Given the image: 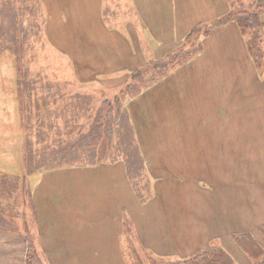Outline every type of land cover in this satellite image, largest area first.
<instances>
[{
	"label": "crops",
	"instance_id": "0c3cea01",
	"mask_svg": "<svg viewBox=\"0 0 264 264\" xmlns=\"http://www.w3.org/2000/svg\"><path fill=\"white\" fill-rule=\"evenodd\" d=\"M41 1L44 4L45 0ZM73 1V3L65 1L60 4L57 16L44 28V37L42 36L43 41H46V48L50 50L44 52L52 54L55 57V63L60 64L61 68H63V61L66 62L71 71L70 77L60 76L50 79L54 84L76 87L75 92L59 95V98L65 95L67 99L77 98L78 94L86 95L84 92L96 85H110L113 81L123 83L129 75L143 68L144 53L156 59L160 46L164 42H172L175 38L182 39L199 24L219 20L231 9L228 0H118L116 2L115 0H87L86 7L82 1L78 3L76 0ZM245 1L253 3L255 0ZM106 2L110 10L108 14L103 12V5ZM94 12L98 15L95 16ZM44 15L48 18L46 14ZM62 15L67 19L71 32L68 39L62 38V43L66 40L70 42L69 47L63 50L60 48L62 43L59 46L55 41L57 28L55 31L54 26H51L53 22L63 20ZM115 18L117 23L113 21ZM103 19L107 20L105 27L102 25ZM93 21L105 30L104 32L114 35V42L110 35L103 37L101 32L91 31L90 26L94 23ZM110 22L114 23V26ZM229 28H231L230 36L222 45V49L230 48L231 52L227 54L220 52L218 55L212 40L208 38L211 35L208 36L205 38L208 41L205 40L207 46L206 50L204 49V55L196 59L191 66L184 67L182 73H174L173 77L168 79L169 85L159 84L157 88L150 91L151 94H143L136 101L142 108L145 105L146 96H150L147 103L154 102L162 107L168 104L178 114L188 112L183 110L184 107L188 108L187 105L195 107L200 104L205 108L203 118L208 115L214 120L219 118L220 140L216 141L215 145L219 148L224 142L221 137L224 116L260 118L259 125L246 130L240 127L239 131L264 133V108L259 110L260 106H257L264 96L254 103L256 109L253 111L249 92L245 99V92L234 90V103L236 95L240 97L237 99L240 101L239 108L236 110L234 107V114L224 112L223 102L226 98L222 92V67L227 55L234 59V87L242 85L244 80L246 82L251 80L253 75H257L264 86V64L262 70L256 69L237 23L231 22L227 31ZM154 39L155 43L149 42ZM144 41L149 44L145 47L146 51L143 50ZM207 53H210L209 57ZM71 66L76 69L77 76L73 74ZM194 66L196 67L192 75L190 67ZM197 68H200L198 73ZM15 75L16 84L12 86L17 98L16 102V98L13 97L16 105L14 123L17 130L24 133L17 96L16 66ZM172 100H174L173 103L167 102ZM129 111L136 128L137 121L132 107ZM75 117H77L74 120L77 127L79 120L78 116ZM155 117L161 118V116ZM198 126L193 125L194 128ZM210 132L213 133L212 128ZM137 137L143 147L142 151L146 153L141 135L137 133ZM107 160L96 166L71 167L28 176L29 200L24 201L22 211L28 219L32 217V212L33 215L35 213L36 223L32 228V235L43 261L46 264H64L63 262L78 260L126 264L122 245L126 244L128 219L131 223L129 227L131 229L133 227L140 246L151 250L157 256L178 255L176 259H181L195 252L196 243L189 241L190 229L184 228L190 219L185 208L193 197L190 196L186 202L178 193L177 199H172V204L169 203L167 198L169 194L163 195V193L169 190L174 197L177 191L166 183L167 178L158 176L156 177L158 179L154 180V198H151L144 206L128 185L130 180L122 159L114 160V162ZM145 161L149 162L147 158ZM156 174L157 170L153 168V175ZM17 175L22 176V172ZM200 181L203 182V180ZM161 183L163 187H160ZM200 187L209 189L206 186ZM257 187L264 189V182L255 183L248 194ZM263 189L258 191L256 198L251 199L252 202L249 200L247 202L248 207L245 212L252 219H257L249 226L242 224L245 222L240 216L234 219V223L228 215L222 217L221 203L219 201L217 204L215 192L209 191L211 202H208L207 206L211 207L209 216L212 219L211 225L215 226L211 229L212 232L219 234L222 238V227H226L232 234L240 232L256 234L258 226L264 225V218H257L259 212L264 210ZM180 191L185 192L183 189ZM164 199L165 203L161 202L160 207H156L158 201ZM259 199L263 201L259 202ZM153 205H155L154 208ZM258 205L262 210L257 207ZM255 207L258 208L257 211L253 209ZM195 208L199 216L200 208L198 206ZM81 224H86L87 229L83 231ZM233 229L234 232H232ZM86 234L87 238L93 239V247L89 245L91 240H88L89 244L84 245L86 247L82 246L81 237ZM227 249L228 252L232 251L231 245ZM26 250L27 241L24 233L0 230V264H24ZM234 252H236L235 249Z\"/></svg>",
	"mask_w": 264,
	"mask_h": 264
},
{
	"label": "rangeland",
	"instance_id": "374dc122",
	"mask_svg": "<svg viewBox=\"0 0 264 264\" xmlns=\"http://www.w3.org/2000/svg\"><path fill=\"white\" fill-rule=\"evenodd\" d=\"M65 1L68 3L74 2L73 0H45L44 6L41 0H16L22 25L28 39V54L25 63L29 70L28 78L31 77L32 80L40 78L46 79L48 81L47 84L50 86V88L46 87V89H48V96L57 94L56 103L53 104V102L50 101L47 104L49 107L56 105L52 110H48L53 116L52 123L50 124L53 129L51 131L53 135H49L50 141L58 144L59 142H65L68 139L76 138L77 134L74 122L76 114L79 115L81 111L87 109L88 111L86 113L81 112L79 116L81 120L86 122L85 117H89L93 109L100 107L105 99L114 100L115 96H120L122 90L127 89V85H132V87L136 88L135 91H139L132 97H130V94H126L123 105L125 109L130 110V107H132L134 111L137 121V127L135 128L136 134L138 133L141 135L142 143L146 147V153H144V150L142 151L143 147L140 144V139L138 140L136 136L137 142L144 158L149 160L145 165L146 175L139 182L142 190L145 185L147 186V191L141 193V195L144 193L147 198L146 200L143 198V205L145 206L151 198H154V180L158 179L156 177L162 176L163 178H167L166 183L177 191L174 197L171 196L169 190L163 193V195L169 194L167 197L169 203L172 204V199H177L178 193L180 194V198L186 202H188L190 196L193 197L190 200V204L185 208L190 215V219L188 220L189 222H186L184 228L190 229L189 241H194L196 243V251L215 246L227 249L230 248L231 245L232 251L229 250V252L239 264H258L260 260H256L257 263H255V261L251 260L245 253L240 251L233 241L231 236L233 234L230 233L226 227H222V238L219 234L212 232L211 229L215 226L211 225L212 219L209 216L211 214V207H208L207 204L211 202L209 191L213 190L216 194L217 204L219 201L221 203L223 209L222 217L228 215V218L230 217L229 219L234 223V219L236 220L240 216L245 222L242 224L248 226L253 223V221L257 220L252 219L245 211L248 207V200L252 202L251 199L256 198L258 191L263 189L262 187H257L252 193L248 194L255 183L264 182V133L241 132L239 130L240 127L242 130L254 128L259 125L260 118L253 116L243 118L224 116L222 118L223 132L221 133L224 142H222V147L219 148L215 147L217 144L216 141L218 142L220 140V134L218 132V125L220 124L219 118H215L214 120V118L209 115L203 118L202 114L205 108L200 104L195 107L187 105L188 108L184 107L183 110L188 112L178 114L175 113L168 104L162 107L154 102L147 103L150 96H146L144 107L140 108V105L136 103L137 99L143 94H151L150 91L157 88L159 84L164 83V85H169L170 80L168 79L172 78L174 73H182L184 67L191 66L196 59L204 55V49L206 50L207 46L205 38L208 36L211 35L208 38L212 40L213 47L218 51V55L220 52H223V54L231 52L230 48L222 49V45H224L230 36L231 28L227 31L228 26L231 22H234V16H231L234 14L232 5H230L231 9L228 12L232 13L227 17H231V20L224 22L223 19L225 18H223L221 20L217 19L216 21L213 20L202 23L197 26L195 31H193L194 29L190 31L192 33H190L191 35L188 34L182 39L175 38L172 42H164L160 46L159 54L156 59L144 53V72L141 75L142 70L140 72L137 71L138 73L136 74L138 75L136 80H133V73L121 84L117 81H113L110 85H96L84 92L86 95H89L92 101L89 108L86 105L82 108H77V98L74 97L73 103L70 98L67 99L65 95L59 98V95L65 93L61 88L65 85L61 86L59 83L54 84L53 81H50V79L60 76L70 77L71 71L68 69V64L63 61V68H61L60 64L55 63V57L52 54L44 52L50 51L46 48V41H43L44 28L50 25V22L55 19L58 14V7ZM80 1H82V4L86 7L85 4L87 0H76L77 3ZM116 1L118 0H115V2ZM250 2L244 0V9H247L253 4H257L258 1L255 0L253 3ZM240 8H242V6H240ZM240 8L236 7L235 11ZM108 10L109 7L106 2L103 5V12L108 14ZM258 11L260 18L264 19V9ZM44 14H46L48 18H46ZM94 14L95 16L98 15L97 12H94ZM102 18L100 17V20ZM66 21L67 19L63 16V20L60 19L51 24V26H54L55 31L57 28L55 41L59 46L62 43V38L68 39L71 36L70 25ZM113 21L117 23L116 18ZM106 24L107 20L103 19L102 25L105 27ZM110 24L114 26V23L110 22ZM90 29L93 32H101L103 37L110 35L114 42V35L104 32L105 30L97 23L94 22L90 26ZM262 37H264V32ZM134 39L137 40V38ZM149 42L155 43L156 40L154 39V41L151 40ZM69 45L70 42L66 40L62 43L60 48L62 50L66 49ZM143 45V50L146 51L145 47L149 45L148 42L144 41ZM209 54L210 53H207V57L210 56ZM175 55L186 56L185 60L187 61L178 60L177 62L184 61L185 63L182 62L172 65L173 59L177 57ZM263 64L259 69L257 67L256 69L259 71L262 70ZM14 65L16 66L13 55L8 52L0 54V170L13 175L22 172V175H24L25 133L18 131L14 123L16 114V105L13 100V97L16 98V96L15 90L12 89L16 81ZM165 65L166 68L162 71L163 75L157 76L153 73V67ZM195 67L196 66L190 67L192 75H194ZM71 70L73 74L77 76L76 69L71 66ZM244 70L245 69H243V71ZM196 71L198 73L200 68H197ZM222 73V92L223 96L226 98L223 102L224 112L234 114V107H236V110L239 108L240 101L237 99L240 97L236 95L234 103V90L235 92H245V99L248 96L247 92H249L252 108H254V103L264 96V86L257 75H253L251 80L247 82L244 80L242 85L234 87V59L228 57V55L227 59L223 60ZM49 82L51 84H49ZM75 91L76 87H67V92ZM167 99L170 98L167 97ZM167 102L173 103L174 100ZM129 104H131V106ZM257 106H260L259 110H263L264 99H262ZM255 109L256 107L253 111H255ZM33 110L32 116L34 115ZM244 111L246 112L247 110ZM155 116H161V118H156ZM194 124L199 126L194 128ZM207 127L208 130L206 131ZM210 128H212L213 133L210 132ZM153 168L157 170L156 175H153ZM200 180H203V182ZM199 184L209 189H202ZM128 185L131 186L136 193L132 181H128ZM160 187H163V183L160 184ZM181 189L185 190V192L180 191ZM262 201L263 199H259V202ZM161 202L165 203V199L163 201L159 200L156 207L159 208ZM196 206L200 208L199 216L197 215ZM154 207L155 205H153V208ZM257 207L262 210L259 205ZM257 207L253 209L257 211ZM21 209L22 206L19 207L20 211ZM257 218H264V210L259 212ZM35 223L36 221H34V224ZM128 225H131L129 219ZM81 227L83 231L87 229L86 224H81ZM261 227L262 225H259L256 234L251 232V235L262 247H264V236L260 233ZM250 230L253 231V229ZM127 231L126 244L122 245L125 261L127 263H132L129 258V250L131 249L130 247H132L133 249H138L140 260L142 259L145 264L152 263L151 260H148L147 254L152 253L155 257L157 255L151 250L140 246L133 227L132 229L127 228ZM232 232H234V229ZM88 240H91L89 241L90 244ZM92 240V238H87L86 234L81 237V244L84 246L88 243L93 247ZM189 245L190 247L192 246L190 243ZM234 249L236 252H234ZM261 255L262 254L259 255V259L262 258ZM79 256L82 255L79 254ZM177 257L178 255L171 257L166 256L165 258L169 261H173L177 260ZM63 263L112 264V262L95 263L94 261L82 262V260Z\"/></svg>",
	"mask_w": 264,
	"mask_h": 264
},
{
	"label": "trees",
	"instance_id": "16d2710c",
	"mask_svg": "<svg viewBox=\"0 0 264 264\" xmlns=\"http://www.w3.org/2000/svg\"><path fill=\"white\" fill-rule=\"evenodd\" d=\"M228 1L232 5L234 14L231 15L232 12H230L221 19L225 18L223 20L227 22L231 20V17L227 18L229 15L234 16V22L241 30L254 64L260 68L264 60V37H262L264 19L260 18L258 10L264 9V0H258L257 4H253L247 9L243 7L244 0ZM235 6L239 8L242 6V8L235 11ZM7 52L14 56L17 70V96L25 133V174L18 176L0 171V230L24 233L27 241L24 264H46L32 235V228L36 221L35 213L33 215L32 212V217L28 219L22 211L24 201L29 200L27 186L29 175L71 167H91L107 159L109 161L122 159L126 166L128 179L130 182L132 181L137 197H140L142 203L143 198L147 199L144 193L141 195L142 192L147 191V186L145 185L142 190L139 183L146 175V161L137 142V134L131 121L130 111L123 105L126 94H130L132 97L139 90L135 91V87L127 85V89L122 90L120 96H115L114 100L105 99L100 107L93 109L92 114L85 117L86 122L82 123L79 116L81 112L86 113L87 109L81 111L79 115L76 114L79 120V125L75 127L76 138L55 144L49 139V135H53L51 132L53 129L50 126L53 116L48 110H52L56 105L49 107L47 104L50 101L55 104L57 94L48 96L46 87L50 88V86L46 79L32 80L31 77L28 78L29 70L25 65L28 39L16 0H0V54ZM185 57H175L172 65L187 61ZM178 60L184 61L177 62ZM165 68L166 65L153 67V73L157 76L163 75L162 71ZM143 69L134 72L133 80L137 79L138 74L136 73L141 70V75L143 74ZM49 84L51 83L49 82ZM67 87L68 85L61 87L65 93ZM77 99V108H82L84 105L89 108L92 102L89 95L78 94ZM70 100L73 103L74 97ZM21 206L20 211L19 207ZM23 216L26 218L25 220ZM127 228L131 229L128 224ZM260 233L264 236V225L260 228ZM232 238L240 251L251 260L255 263H257L256 260H260L258 264L264 263V247L251 235V232L236 233L232 235ZM130 248L129 258L132 263L126 262V264H145L142 259L140 260L138 249ZM260 254H262L261 259H259ZM147 255L148 260L152 262L149 264H239L226 248L219 246L199 249L184 258L173 261H169L163 256L155 257L152 253Z\"/></svg>",
	"mask_w": 264,
	"mask_h": 264
}]
</instances>
